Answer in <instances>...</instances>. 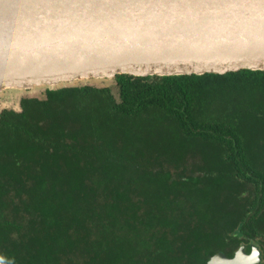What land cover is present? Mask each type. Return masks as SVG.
Instances as JSON below:
<instances>
[{"label": "trees", "instance_id": "16d2710c", "mask_svg": "<svg viewBox=\"0 0 264 264\" xmlns=\"http://www.w3.org/2000/svg\"><path fill=\"white\" fill-rule=\"evenodd\" d=\"M114 80L0 110V264H264V71Z\"/></svg>", "mask_w": 264, "mask_h": 264}, {"label": "water", "instance_id": "95a60500", "mask_svg": "<svg viewBox=\"0 0 264 264\" xmlns=\"http://www.w3.org/2000/svg\"><path fill=\"white\" fill-rule=\"evenodd\" d=\"M241 69L264 71L261 0H0V92ZM254 251L259 264L255 244L206 264H252Z\"/></svg>", "mask_w": 264, "mask_h": 264}, {"label": "rangeland", "instance_id": "374dc122", "mask_svg": "<svg viewBox=\"0 0 264 264\" xmlns=\"http://www.w3.org/2000/svg\"><path fill=\"white\" fill-rule=\"evenodd\" d=\"M94 84L98 86L107 85L110 86L114 93H116V82L114 78L112 79H89V80H82L76 81L69 84ZM67 85V84H66ZM60 86V85H59ZM45 90V86L34 87L27 90H6L0 92V110L3 108L7 109H19V100L21 97L25 96H35L41 97L43 95V91Z\"/></svg>", "mask_w": 264, "mask_h": 264}, {"label": "clouds", "instance_id": "9594fccd", "mask_svg": "<svg viewBox=\"0 0 264 264\" xmlns=\"http://www.w3.org/2000/svg\"><path fill=\"white\" fill-rule=\"evenodd\" d=\"M258 256H259V254L257 253V252H253L252 253V264H258Z\"/></svg>", "mask_w": 264, "mask_h": 264}, {"label": "snow or ice", "instance_id": "6c2138e0", "mask_svg": "<svg viewBox=\"0 0 264 264\" xmlns=\"http://www.w3.org/2000/svg\"><path fill=\"white\" fill-rule=\"evenodd\" d=\"M262 3H264V0H261Z\"/></svg>", "mask_w": 264, "mask_h": 264}, {"label": "flooded vegetation", "instance_id": "af4514ba", "mask_svg": "<svg viewBox=\"0 0 264 264\" xmlns=\"http://www.w3.org/2000/svg\"><path fill=\"white\" fill-rule=\"evenodd\" d=\"M260 264V263H259Z\"/></svg>", "mask_w": 264, "mask_h": 264}]
</instances>
